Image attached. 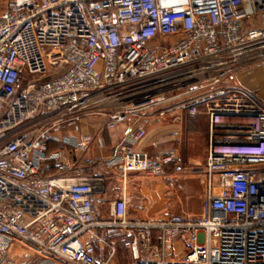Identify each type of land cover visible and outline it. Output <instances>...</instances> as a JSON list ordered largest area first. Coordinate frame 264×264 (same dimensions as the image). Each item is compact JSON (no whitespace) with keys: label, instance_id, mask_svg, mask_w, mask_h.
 <instances>
[{"label":"built area","instance_id":"built-area-1","mask_svg":"<svg viewBox=\"0 0 264 264\" xmlns=\"http://www.w3.org/2000/svg\"><path fill=\"white\" fill-rule=\"evenodd\" d=\"M261 61L264 0H0V264H111L121 236L133 264H264V102L229 80ZM147 114L206 118L199 220L127 219L129 176L178 165L135 149ZM93 115L122 127L107 159L49 150Z\"/></svg>","mask_w":264,"mask_h":264},{"label":"rangeland","instance_id":"rangeland-1","mask_svg":"<svg viewBox=\"0 0 264 264\" xmlns=\"http://www.w3.org/2000/svg\"><path fill=\"white\" fill-rule=\"evenodd\" d=\"M247 69L257 70L264 76V62L262 61L249 62L238 71ZM233 75L230 76L229 80L235 84ZM153 116L155 115L147 114L140 121L146 124L147 134L144 142L148 143V146L157 143L156 149L146 148L148 152L146 154L154 156L174 148L177 151L178 165L165 169L160 176L134 173L129 178L130 184L128 183L127 193L131 199L127 219L131 222L153 223L172 215H178L190 220H199L203 212L205 198L204 186L201 183L203 181L201 170L207 154L206 118L200 114L183 115L181 134L177 142L171 136L170 130L167 129L169 124H173L170 119L165 118L160 123ZM88 118L96 119L94 125H97L105 123L107 117L93 115ZM50 134L53 138L54 132L51 131ZM56 143L52 140L51 146L57 147ZM107 207V201L98 202L101 220L109 219ZM124 241H126L124 236L112 241L117 252L111 264L134 263L131 250L123 245ZM23 250L27 253L26 249L23 248ZM181 253L182 249H176L174 246L170 253L171 258L179 260Z\"/></svg>","mask_w":264,"mask_h":264},{"label":"crops","instance_id":"crops-1","mask_svg":"<svg viewBox=\"0 0 264 264\" xmlns=\"http://www.w3.org/2000/svg\"><path fill=\"white\" fill-rule=\"evenodd\" d=\"M233 79L235 80L236 85L246 89V91L248 90L252 92L262 102H264V76H262V73L254 69L240 70V71H237V73H234ZM190 116H194V115H190ZM95 121L96 119L88 118L86 120L79 121L75 126L66 127L62 131L55 132L52 140L54 142L55 141L57 142L56 143L57 147L51 146L50 150L51 151L61 150L62 147L64 146L62 145L61 141L64 138L74 137L79 140L84 135H90L93 137L92 144H91L92 147L89 148V151L87 154L95 159L96 158L107 159L110 156L112 150L115 149L117 146H119L122 141V137H121L122 127L112 130L111 132L105 129L104 123L94 125V123H96ZM158 122L162 123L161 120H158ZM137 125L142 126L144 128L146 126L144 122H140V121H136V126ZM167 129L170 130L171 132L170 134H172L173 131H176L177 127L174 124H169L167 126ZM207 129L208 127L206 125V143H207ZM180 134L181 132L178 134L177 137H173L172 135L171 136L174 138L175 141L178 142ZM144 140L145 138L141 141V143H138L135 146L136 150L146 153L147 152L146 148L156 149L157 143H152V145H150L152 147H150L148 146L149 145L148 143L144 142ZM145 145H147L148 147ZM169 150L176 151V149L174 148H171ZM79 158L80 156L77 155V159H76V163H78L77 166H80ZM54 165H55L54 162H51V161L50 163L47 164L46 174H49V175L54 174ZM167 168H170V167H167ZM202 170H201V177H202ZM132 175L134 174H131L129 178L132 177ZM129 184H130V181H129Z\"/></svg>","mask_w":264,"mask_h":264},{"label":"trees","instance_id":"trees-1","mask_svg":"<svg viewBox=\"0 0 264 264\" xmlns=\"http://www.w3.org/2000/svg\"><path fill=\"white\" fill-rule=\"evenodd\" d=\"M51 144H52V143L50 142L49 150L51 149Z\"/></svg>","mask_w":264,"mask_h":264}]
</instances>
